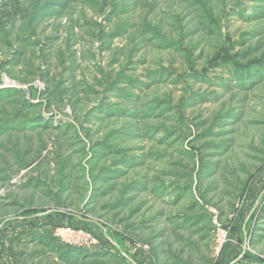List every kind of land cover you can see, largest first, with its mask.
Masks as SVG:
<instances>
[{
	"label": "rangeland",
	"instance_id": "1",
	"mask_svg": "<svg viewBox=\"0 0 264 264\" xmlns=\"http://www.w3.org/2000/svg\"><path fill=\"white\" fill-rule=\"evenodd\" d=\"M0 264H264V0H0Z\"/></svg>",
	"mask_w": 264,
	"mask_h": 264
}]
</instances>
